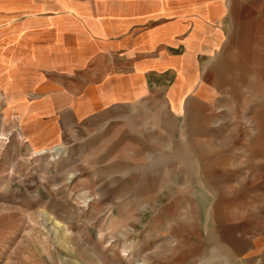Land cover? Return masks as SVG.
I'll return each instance as SVG.
<instances>
[{"label": "rangeland", "instance_id": "374dc122", "mask_svg": "<svg viewBox=\"0 0 264 264\" xmlns=\"http://www.w3.org/2000/svg\"><path fill=\"white\" fill-rule=\"evenodd\" d=\"M8 1L0 0V264H208L203 263L209 246L204 235L213 223L211 217H204V210L216 189L202 172L200 140L208 134V143L203 144L208 155H227L232 164L236 160L248 166L250 132L245 120L264 103V75L256 74L263 78L254 86L240 83L233 90L229 84L217 83V68L221 59L233 64L228 56L235 51L232 38L240 21L261 26L250 41L252 51L264 55V14L241 15L237 23L225 16L205 26V32L212 35L225 22L229 42L226 39L208 54L205 47L204 56L199 57L208 71L203 79L199 72L189 101L208 108L203 116L215 115L218 121L208 123L193 137L191 155L183 130L191 109L176 114L184 121L170 128L175 126L165 120L163 95L137 115L112 116L110 110L98 107L93 114H99L100 125L95 127L57 124L60 115L83 96L82 90L102 81L94 68L84 67L72 78L50 73L39 82L38 68L68 67L76 55L70 54V47L85 42L88 27L95 35L105 36L104 21L116 15L99 14V10L117 0H100L102 6L93 0H16L15 12L10 11ZM123 1L129 11L142 4ZM152 1V8L157 9L153 23L171 22L152 40L167 44L168 53L183 54L175 48L185 46L177 35L182 24L192 19L184 13V0ZM252 3L262 5L263 0ZM124 16L140 15L129 12ZM53 25H57L55 30ZM191 30L187 26L180 36L185 38ZM127 31L135 34L140 27ZM47 49L53 51L48 54ZM169 75L167 80H175V75ZM161 82L163 88L168 86L165 80ZM184 86L181 68L169 94V98L177 97V108ZM202 86L208 88L210 97L201 96ZM30 87L34 91L28 92ZM202 100L206 105L199 103ZM154 115L160 122L153 124ZM158 128L171 130L168 144L180 156L168 157L163 151L166 137L154 133ZM148 180L150 185L142 188ZM209 264L234 263L225 259Z\"/></svg>", "mask_w": 264, "mask_h": 264}, {"label": "crops", "instance_id": "0c3cea01", "mask_svg": "<svg viewBox=\"0 0 264 264\" xmlns=\"http://www.w3.org/2000/svg\"><path fill=\"white\" fill-rule=\"evenodd\" d=\"M93 1L102 6L100 0ZM137 3L141 6L133 7L131 11L124 6L126 4L123 0L111 1L105 9L99 10V14L116 15L112 18L108 17L107 20L110 21H104L106 35H95L89 27L86 28L85 32L88 36L85 42H80L78 45H72L71 49L69 48L70 54L76 53V55L72 57L68 67L38 68L42 73L39 82L44 81L45 76L50 73H56L63 77L67 74L71 77L78 69L84 67L94 68L96 77L102 81L95 88L88 85L86 89L82 90L83 96L73 101L72 106L60 115L57 124L60 121L64 124L73 122L77 126L90 123V126L95 127L100 125L99 114H93L98 107L110 110L112 116L118 113L120 115H137L143 108L156 104V102H152L156 99L155 97L163 95L165 102L161 108L167 110V112L164 111L165 120H170L169 126H175L170 128L175 129L181 124V121L186 120L183 129L184 139L186 146L189 143L192 155L193 137L199 131H203L204 126H207L208 123L218 121V117H214L215 115L203 116V112L208 108L205 110L203 107H195L189 101L195 91L194 82L197 80L199 72V78L203 79L208 71V66H203L199 57L204 56L201 54L205 51V47L208 48L206 51L208 54L218 50L225 40L229 39L224 35V31L227 29L225 22L212 35L208 31L205 32V26L218 23L224 20L225 16L234 18L237 23V19L240 21L241 15L264 14V0L263 4L258 6L253 5L252 0H184V13L191 14L189 16L192 19L185 22L187 25L182 24L180 30H185L187 26H191L192 30L185 38L180 36L181 31L177 35L181 45L185 42L184 48L175 47L184 51L181 55L168 53L165 48L167 44L157 42V39L152 40L171 22L156 26L153 23L157 18V9L152 8L154 2L139 0ZM8 7H10V11L14 9L15 12L16 0L8 1ZM55 8L60 11L65 10L59 4H56ZM149 8L151 9L149 10ZM185 8L188 9V12ZM129 12L137 13L140 16L125 17L124 15ZM136 27H140V32L131 34L132 32L127 31H132ZM260 27L242 21L236 24V33L232 38L235 51L228 56L233 64L226 63L225 59L218 61L217 83L219 85L221 83L229 84L233 90H236V86L240 83L254 86L261 76L256 74L263 72L264 75V55L261 56L252 51V42L250 41L253 31ZM53 28L55 30L57 25H53ZM61 35H63V30ZM51 51L53 50L47 49L48 54ZM55 55L58 59L59 54L56 52ZM181 68L184 72L185 86L182 104L177 108V97L169 98V94L177 81ZM167 75L169 77L175 75V80H167ZM261 78L263 77L261 76ZM74 80L76 79L74 78ZM162 80L168 83L165 88L162 87ZM32 91L34 88L30 87L28 92ZM174 93L176 95L179 91ZM199 93L202 97H210L206 87L202 86ZM199 103L202 106L206 105L203 100ZM218 103L220 104V102ZM183 109L186 112L191 109V118L184 120L177 118L176 114L181 111L183 113ZM255 109L257 111L253 116L245 120L250 132L248 166L237 164L236 160L232 164V159L228 160L227 155L218 157L208 155L207 151L205 153L203 149V144L208 143V134H205V140H200L202 172H206L208 183L216 189L215 197H212L204 210V217H211L213 224L204 235L208 239L209 246L204 251L203 263L209 264L214 261L219 263L228 259L234 264H264V103H260V106ZM153 119V124L161 120L155 115ZM238 122L241 120L238 119ZM234 126L237 129L236 123ZM154 133L166 137L164 140L167 145L163 147L166 150L163 151L168 154V157L180 156V151L172 153V147L168 144L171 139L167 140V136L172 135L171 130L158 128L154 130ZM241 142V139L238 140V143L241 144ZM156 156L153 157L156 158ZM185 156L187 157V155ZM226 162L228 164L225 165ZM212 173H216L218 176L214 178L211 176ZM244 174H250L252 177H243ZM151 182L148 180L142 188H147Z\"/></svg>", "mask_w": 264, "mask_h": 264}]
</instances>
